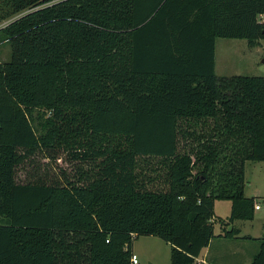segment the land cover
Segmentation results:
<instances>
[{"label":"trees","instance_id":"16d2710c","mask_svg":"<svg viewBox=\"0 0 264 264\" xmlns=\"http://www.w3.org/2000/svg\"><path fill=\"white\" fill-rule=\"evenodd\" d=\"M27 9L0 30V264H132L140 236L192 264L216 201L254 219L264 77H219L216 44L259 47L264 0H0V23Z\"/></svg>","mask_w":264,"mask_h":264},{"label":"rangeland","instance_id":"374dc122","mask_svg":"<svg viewBox=\"0 0 264 264\" xmlns=\"http://www.w3.org/2000/svg\"><path fill=\"white\" fill-rule=\"evenodd\" d=\"M47 4H44L46 6ZM43 6V7H44ZM27 9L9 17L0 23V30L10 23L29 13ZM262 45L250 48L247 40L220 38L216 44V73L219 77L250 76L264 77V40ZM11 59V47L8 42L0 40V62ZM50 111L43 108H34L31 122L38 137H45L48 133V119ZM44 163H41L43 167ZM30 170L31 167H28ZM245 189L247 196L258 194L257 203L264 204V162H246ZM26 174L19 175L24 180ZM230 201L218 200L216 215L213 218L217 233L221 234L223 244L216 241L211 249L212 256L218 264H248L260 250V240L250 236H260L264 226L258 220L264 216V209L255 211L253 220H236L229 223L231 215ZM5 219L0 217V223ZM238 223V224H236ZM238 229L240 234L233 239L225 237V231ZM216 238V239H217ZM237 239V240H236ZM133 251L139 256L140 264H172V246L162 238L156 236H140L133 241ZM192 264H197L196 260Z\"/></svg>","mask_w":264,"mask_h":264},{"label":"crops","instance_id":"0c3cea01","mask_svg":"<svg viewBox=\"0 0 264 264\" xmlns=\"http://www.w3.org/2000/svg\"><path fill=\"white\" fill-rule=\"evenodd\" d=\"M262 42L263 41H261L260 42V44L262 45ZM260 45V46H261ZM259 46V47H260ZM246 171V170H245ZM246 181V180H245ZM245 196L247 197V198H249L248 196H247V193H246V189H245ZM258 197H260V195H258V194H252V198H258ZM217 202L218 201H216V203H215V208H214V210H215V215H216V205H217ZM231 203V202H230ZM230 207H231V209H232V203L230 204ZM231 216V215H230ZM215 217V216H214ZM230 218V217H229ZM260 222H261V224L264 226V216H262L261 218H259L258 219ZM236 224H238V223H236ZM227 231V230H226ZM215 235H216V238L218 237V238H220V236H221V234H219V233H217L216 232V230H215ZM216 238H214L212 241H211V243H210V245L207 247V248H204L203 250H202V252H201V254H200V256L199 257H197L195 260H196V263L197 264H218L217 263V259L216 258H214L213 256H212V258H211V249L213 248V246H214V243L216 242V241H218V242H220V244H223V239H216ZM250 238H254V239H256V240H260V239H263L264 238V231H262L261 232V234H260V236H250ZM234 240V239H233ZM237 240V239H236ZM134 252V251H133ZM135 253V252H134ZM136 254V253H135ZM251 262H252V260H250V262L248 263V264H251ZM233 264V263H232Z\"/></svg>","mask_w":264,"mask_h":264},{"label":"built area","instance_id":"2783aa9c","mask_svg":"<svg viewBox=\"0 0 264 264\" xmlns=\"http://www.w3.org/2000/svg\"><path fill=\"white\" fill-rule=\"evenodd\" d=\"M261 23H264V15H261L259 18ZM264 209V204L256 203L255 205V211H261ZM132 264H140V259L139 256L135 253H133L132 258H131Z\"/></svg>","mask_w":264,"mask_h":264}]
</instances>
